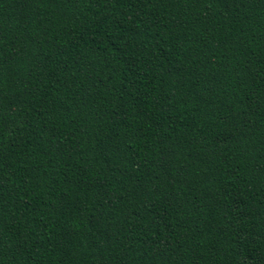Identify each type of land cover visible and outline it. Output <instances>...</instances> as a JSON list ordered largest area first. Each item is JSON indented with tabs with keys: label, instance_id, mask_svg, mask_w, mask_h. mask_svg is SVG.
<instances>
[{
	"label": "trees",
	"instance_id": "1",
	"mask_svg": "<svg viewBox=\"0 0 264 264\" xmlns=\"http://www.w3.org/2000/svg\"><path fill=\"white\" fill-rule=\"evenodd\" d=\"M0 264H264V0H0Z\"/></svg>",
	"mask_w": 264,
	"mask_h": 264
}]
</instances>
